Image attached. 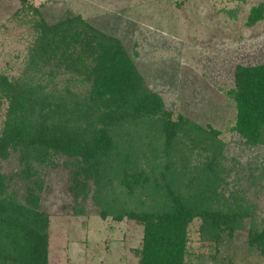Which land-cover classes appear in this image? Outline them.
<instances>
[{"label": "trees", "instance_id": "trees-1", "mask_svg": "<svg viewBox=\"0 0 264 264\" xmlns=\"http://www.w3.org/2000/svg\"><path fill=\"white\" fill-rule=\"evenodd\" d=\"M20 2L17 16L38 18L20 75L0 72V264H48L50 214L40 194L47 167L67 173L73 204L92 196L103 218L141 225L140 264H203L189 250L196 218L206 264H235L218 253L247 220L249 246L264 255V218L259 225L255 204L234 176L227 181L220 130L174 118L120 38L70 11L48 23L37 8L44 3ZM263 18L259 2L246 23ZM227 95L236 108L230 129L248 145H264V62L237 64ZM11 157L16 171L5 172ZM14 174L23 190L13 187Z\"/></svg>", "mask_w": 264, "mask_h": 264}, {"label": "rangeland", "instance_id": "rangeland-1", "mask_svg": "<svg viewBox=\"0 0 264 264\" xmlns=\"http://www.w3.org/2000/svg\"><path fill=\"white\" fill-rule=\"evenodd\" d=\"M259 2L264 0H54L37 8L48 23L70 11L120 38L147 85L162 96L174 118L180 113L219 129L225 144L223 163L232 168L226 179L231 182L234 176L241 185L247 201L255 204L254 217L260 225L264 145H248L230 129L236 108L227 95L237 64L264 62V18L254 25L246 23L251 6ZM21 5L20 0H0V72L9 76L20 75L24 68L34 37L32 21L38 18L32 12L17 16ZM31 5L39 4L35 0ZM64 77L57 75L55 82L62 85ZM4 114L3 104L0 128ZM15 162L12 157L6 160L4 171H14ZM43 170L41 208L50 214L48 264H140L135 249L140 247L142 228L137 221L117 220L112 214L103 218L92 196L73 204L64 169ZM14 175L13 187L23 190ZM74 207L84 211L75 212ZM199 223L196 218L190 224L189 250L194 253L192 261L206 264L209 249L198 239ZM248 225L247 220L218 256L235 264H264V255L249 246Z\"/></svg>", "mask_w": 264, "mask_h": 264}, {"label": "built area", "instance_id": "built-area-1", "mask_svg": "<svg viewBox=\"0 0 264 264\" xmlns=\"http://www.w3.org/2000/svg\"><path fill=\"white\" fill-rule=\"evenodd\" d=\"M31 1H35V0H31ZM36 2L38 4H42V3L52 2V0H36Z\"/></svg>", "mask_w": 264, "mask_h": 264}]
</instances>
